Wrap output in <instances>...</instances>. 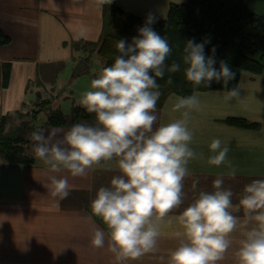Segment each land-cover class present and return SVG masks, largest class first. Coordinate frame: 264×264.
I'll return each instance as SVG.
<instances>
[{
	"label": "clouds",
	"instance_id": "9594fccd",
	"mask_svg": "<svg viewBox=\"0 0 264 264\" xmlns=\"http://www.w3.org/2000/svg\"><path fill=\"white\" fill-rule=\"evenodd\" d=\"M103 11L113 0H90ZM180 3V0H172ZM157 17L149 13L137 36L116 42L119 53L110 66L102 68L79 100L86 112L94 114L95 123H76L66 131L39 128L30 133L33 158L41 162L50 181L48 195L57 203L66 199L72 186L68 177H85L97 168L115 171L108 186L100 187L91 201V215L100 218L107 229V248L115 264L137 261L156 250L161 227L166 218L184 203L185 179L192 175L189 164L197 157L191 147L194 132L189 128L191 113L201 106L199 94L175 98L172 110L181 118L158 124L157 101L161 96L157 78L165 71L175 73L181 65H166L172 48L169 41L152 25ZM86 38L84 29L73 37ZM186 41L182 62L184 77L193 85L211 87L213 82L228 89L236 73L226 60L205 54V45ZM172 83L171 77L167 81ZM238 88L229 89L225 102L238 98ZM171 99V98H170ZM209 149L214 155L208 163L226 165L228 171L212 181L211 191H199L173 220L178 246L171 253L170 264H218L231 246V234L244 229V239L236 252L238 264H264V179L244 185L238 202L235 193L224 187L225 175L234 179L237 169L228 161L230 148L214 138ZM202 155V154H201ZM198 179L192 182L195 190ZM243 212V219L237 215ZM252 225L251 227H248ZM106 233L96 228L90 244L105 247Z\"/></svg>",
	"mask_w": 264,
	"mask_h": 264
},
{
	"label": "crops",
	"instance_id": "0c3cea01",
	"mask_svg": "<svg viewBox=\"0 0 264 264\" xmlns=\"http://www.w3.org/2000/svg\"><path fill=\"white\" fill-rule=\"evenodd\" d=\"M115 2L126 12L142 18L152 13L157 20L165 19L173 4L172 0ZM183 2L187 0H180ZM0 29L10 37L8 44L0 45V64L11 63L8 86L0 88V114L27 107L37 93L43 98L54 97L55 107H60L58 99L69 97L65 91L60 93L66 85V72L83 55L81 51L73 52L70 42L81 29L86 32V38L81 39L97 40L102 29V11L92 6L90 0H0ZM60 61L64 67L52 83L49 71ZM37 76L42 83H37ZM236 88L240 95L229 102L223 99L226 90L194 91L193 94H199L201 106L191 113L189 128L194 132L191 147L197 157L189 164L192 175L184 182V203L166 218L156 250L126 264H170L179 239L175 236V220L169 225L167 219L178 216L199 191H211L209 183L228 171L226 165L208 163L214 155L209 149L214 138L228 144V161L237 169L234 179L224 177V187L235 193L234 203L242 195L244 185L264 179V71L256 75L243 72ZM177 97L182 96L168 95L162 107L157 108L158 124L181 118L180 112L172 110ZM228 117L258 122L259 127L227 124L224 120ZM43 123L34 122L37 126ZM43 128L66 131L70 127ZM29 153L33 157L32 144ZM117 174L103 168L85 177L61 173L68 177L72 190L57 203L48 195L50 181L41 162L33 158L31 164H19L0 159V264H115L107 248L105 225L100 218L92 217L89 221L91 213L84 204L91 202L96 191L108 186ZM194 179L199 180L195 190L191 187ZM237 215L244 218L242 211ZM96 228L106 233L105 247L101 249H93L90 244ZM244 231L238 227L231 234V246L218 264H238L236 252Z\"/></svg>",
	"mask_w": 264,
	"mask_h": 264
},
{
	"label": "trees",
	"instance_id": "16d2710c",
	"mask_svg": "<svg viewBox=\"0 0 264 264\" xmlns=\"http://www.w3.org/2000/svg\"><path fill=\"white\" fill-rule=\"evenodd\" d=\"M146 18L139 17L120 8L115 0L104 6L102 11V29L97 40H71L73 52L81 51L80 56L89 62V57L96 53L103 59V68L110 66L119 55L116 50L118 39L130 41L137 36V29L144 25ZM154 30L164 36L172 48L166 65L176 62L181 65L180 71L169 73L165 71L163 78H157L161 96L157 108L162 107L168 95L174 93L182 97L191 96L194 91L226 90L236 88L243 72L260 74L264 71V0H187L183 3L170 5L167 17L156 20L152 25ZM193 39L201 43L210 39L205 45V54L211 55L215 46L217 68L219 61L226 60L236 73L234 80L229 82L228 89L221 83L213 82L210 88L196 86L187 81L183 74V48L187 40ZM10 42V37L0 29V45ZM64 67V62L50 70L52 83L55 76ZM11 63L0 64V88L8 86ZM48 72V73H49ZM49 78L48 75L46 76ZM172 83L169 84L168 78ZM37 83H42L39 76ZM42 112L47 113L42 125H35ZM225 123L246 128H258V122L244 118L228 117ZM76 123H95L94 114L85 111L80 105H72L69 114L60 107H55L54 97L43 98L36 94L32 107L27 110L17 109L13 112L0 114V159L7 163L31 164L33 157L29 153L32 144L30 133L45 126H68ZM211 182L209 183L211 189ZM212 190V189H211ZM91 202H85L84 207L91 213ZM96 220L98 217L93 216Z\"/></svg>",
	"mask_w": 264,
	"mask_h": 264
},
{
	"label": "rangeland",
	"instance_id": "374dc122",
	"mask_svg": "<svg viewBox=\"0 0 264 264\" xmlns=\"http://www.w3.org/2000/svg\"><path fill=\"white\" fill-rule=\"evenodd\" d=\"M80 58L81 57L78 56L76 62L72 64V68L69 67V69L67 70L66 85L60 91V93L65 91V93L69 95V97H61L58 99L57 102L59 103L61 110L64 111L66 114H69L71 112L72 105H79L80 98L86 91L90 90L91 81L98 77L103 67V59L97 54H92L88 59V63L91 65L89 71H84L76 77H72V70L78 63ZM70 77L72 78L70 79ZM31 107L32 103L22 109H30ZM46 118L47 113L42 112L37 120V123H43V120H45Z\"/></svg>",
	"mask_w": 264,
	"mask_h": 264
},
{
	"label": "water",
	"instance_id": "95a60500",
	"mask_svg": "<svg viewBox=\"0 0 264 264\" xmlns=\"http://www.w3.org/2000/svg\"><path fill=\"white\" fill-rule=\"evenodd\" d=\"M84 71H89V64L87 60H85L84 58H80L78 63L73 68L71 75L72 77H76Z\"/></svg>",
	"mask_w": 264,
	"mask_h": 264
}]
</instances>
